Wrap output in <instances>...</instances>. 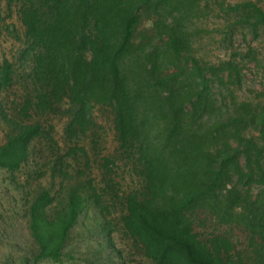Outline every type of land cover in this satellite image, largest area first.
Masks as SVG:
<instances>
[{"label": "trees", "instance_id": "16d2710c", "mask_svg": "<svg viewBox=\"0 0 264 264\" xmlns=\"http://www.w3.org/2000/svg\"><path fill=\"white\" fill-rule=\"evenodd\" d=\"M0 1L15 9L28 68L20 76L8 60L0 68L1 89H23L11 115L0 114V169L19 172L47 141L60 181L55 194L31 198L36 251L18 264L62 262L89 206L104 221L119 212L118 227L151 264H264V86L240 96L251 73L264 80V48L251 45L264 38L258 3ZM215 13L221 22L209 21ZM95 111L109 114L117 143L96 161L78 139L90 134L96 144ZM52 117L66 119L64 153ZM117 159L137 180L125 192ZM92 162L99 179L88 174Z\"/></svg>", "mask_w": 264, "mask_h": 264}, {"label": "rangeland", "instance_id": "374dc122", "mask_svg": "<svg viewBox=\"0 0 264 264\" xmlns=\"http://www.w3.org/2000/svg\"><path fill=\"white\" fill-rule=\"evenodd\" d=\"M243 0H228L229 3H237ZM258 3L264 9V0H252ZM223 14L215 13L210 15V22H221ZM209 22V23H210ZM211 26V25H210ZM250 40V39H249ZM23 36L22 28L15 15V9H8L5 2L0 1V68L4 60L14 64V70L17 76L24 75L28 69L25 62L19 61L20 51L22 49ZM241 52L246 48L243 42H236ZM252 46L258 47L261 51L264 48V38H256ZM210 54L217 55L212 47H207ZM212 55V56H213ZM249 82L245 85L244 94L240 96L255 97L262 92L264 80L261 81L259 75L254 72L249 76ZM262 82V83H261ZM23 89L21 84L14 83L11 87L0 88V114L11 115V102L19 98ZM96 144L90 145L91 135L79 137V144L84 145L88 157L93 160L101 157H110L116 154L117 143L112 130L111 117L109 114H102L99 111L94 113ZM50 124L53 127L52 137L57 141L58 146L65 152L70 144L64 137V127L66 119L61 117H52ZM2 120L0 117V138L2 132ZM47 141H41L34 144L32 158L28 165H24L19 172L8 173L0 169V264H18L23 256H28L36 251L33 240L28 229L27 210L31 198L40 189H45L51 194H55L59 188V179H52L50 165L53 156L51 155ZM96 148V149H95ZM94 149V151L92 150ZM95 153V154H94ZM97 156V157H96ZM74 157V156H73ZM72 157V167L74 169L81 167V160L77 165ZM82 158V157H79ZM117 165L120 167V183L123 191L134 188L136 178L130 177L127 169L121 167V160L117 159ZM73 168L69 169L73 173ZM31 175L29 179L28 175ZM41 174V176H40ZM93 178L99 179L98 167L92 162L91 170L88 171ZM40 176V177H39ZM135 182V183H134ZM66 182L64 186H69ZM257 190L254 189V193ZM104 221L98 210L89 206L80 216L76 226L70 234L67 247L64 249L62 262L54 263L49 261L40 262V264H151L141 253L138 246L124 236L120 227H118L119 212L111 210L106 215ZM107 222H112L111 229L103 228Z\"/></svg>", "mask_w": 264, "mask_h": 264}]
</instances>
